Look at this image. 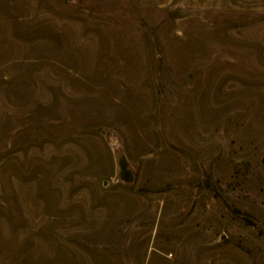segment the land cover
<instances>
[{"label": "rangeland", "instance_id": "obj_1", "mask_svg": "<svg viewBox=\"0 0 264 264\" xmlns=\"http://www.w3.org/2000/svg\"><path fill=\"white\" fill-rule=\"evenodd\" d=\"M0 264H264V0H0Z\"/></svg>", "mask_w": 264, "mask_h": 264}, {"label": "water", "instance_id": "obj_2", "mask_svg": "<svg viewBox=\"0 0 264 264\" xmlns=\"http://www.w3.org/2000/svg\"><path fill=\"white\" fill-rule=\"evenodd\" d=\"M119 178L122 182L129 183L131 181V174L125 169V164L123 162L119 163Z\"/></svg>", "mask_w": 264, "mask_h": 264}]
</instances>
